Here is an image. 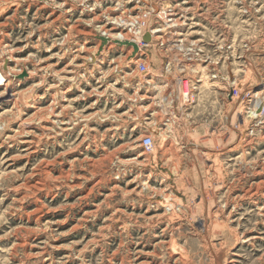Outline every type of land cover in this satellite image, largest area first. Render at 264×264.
Here are the masks:
<instances>
[{"label": "rangeland", "instance_id": "obj_1", "mask_svg": "<svg viewBox=\"0 0 264 264\" xmlns=\"http://www.w3.org/2000/svg\"><path fill=\"white\" fill-rule=\"evenodd\" d=\"M9 58L0 264H264V0H0Z\"/></svg>", "mask_w": 264, "mask_h": 264}, {"label": "bare ground", "instance_id": "obj_2", "mask_svg": "<svg viewBox=\"0 0 264 264\" xmlns=\"http://www.w3.org/2000/svg\"><path fill=\"white\" fill-rule=\"evenodd\" d=\"M71 7V6H70ZM174 11V10H173ZM172 11V9H171V12H173ZM73 12V11H72ZM67 13V12H66ZM70 13V12H69ZM174 13V12H173ZM56 14V13H55ZM53 15V14H52ZM177 15V14H176ZM170 20H169V22H168V25H170V27L172 28V27H175L176 26V24H179L176 20V18L174 17V15L173 14H171L170 16ZM122 18V17H121ZM118 20H120L119 21V23H117L116 22V20H115V22H113L112 24L110 23V25H109V27H108V30H104L103 31V36L101 37V38H103V39H101L102 41H103V47H102V51L104 50V47L105 46H109L110 47V44L112 45V44H115L116 42L118 43V42H123L122 41V38L125 36H123V35H112V34H110L111 32H113V31H115V30H126L128 27H136V20L137 19H135V20H130V21H128L127 20V22H123V20H121V19H118ZM134 30V29H133ZM132 30V31H133ZM79 33V32H78ZM128 33V32H127ZM130 33V32H129ZM160 33V31H155V32H150V35H151V37H150V35H149V37H150V40L151 39H153V38H155V37H157L156 35H158ZM127 36V35H126ZM183 35H179V34H174L173 36H172V38H175V37H182ZM100 37V36H99ZM136 38V37H135ZM124 40V39H123ZM136 40V41H135ZM133 42H129V43H134V44H136L138 47H139V37H137L136 39H135ZM150 40H149V42H150ZM174 40V39H173ZM107 44V45H106ZM123 46H128V48L130 47L131 49H133V59L131 60V62H133L134 60H136V55L138 54V53H135L134 52V48H133V46H131V45H128V43L127 42H123V44H122ZM121 46V45H120ZM141 47H139V50H138V52H140V49ZM104 52V51H103ZM74 53H79V54H82V53H84L83 51H80L79 49L76 51H74ZM131 54V53H130ZM63 56V55H62ZM95 56H96V54H95ZM12 58V57H11ZM78 58V57H77ZM96 58V57H95ZM98 58V57H97ZM127 58V57H126ZM10 59V58H9ZM12 59H10V61L9 60H4V61H6V63L4 64V62H3V59H0V103H3V102H6V103H8V104H10V103H16L18 100H19V98H20V93H17L16 91H15V89H16V86H13V84H12V80H14V76H16V75H14L15 73H13L12 71H11V69L9 68V63H11V62H13V61H11ZM96 60V59H95ZM2 61V62H1ZM17 61H19V60H17ZM18 63V62H17ZM95 63V62H94ZM138 63V62H137ZM137 63H135L134 64V66L137 64ZM17 65V64H16ZM47 69V68H46ZM37 70H39V69H37ZM50 70V69H49ZM12 73H11V72ZM9 72V73H8ZM21 72V71H20ZM23 72V71H22ZM17 73V72H16ZM32 72H25V73H23L26 77L27 76H30V74H31ZM81 76V75H80ZM17 78V77H16ZM130 78V77H129ZM145 79H147V78H145ZM17 80V79H16ZM68 80V79H67ZM147 80H149V78L147 79ZM166 80H167V78H166ZM71 81H74V79H71ZM145 81V80H144ZM153 80H151V82H152ZM14 82H15V80H14ZM13 82V83H14ZM42 82V81H41ZM53 82V81H52ZM150 82V85H152V83ZM74 83V82H73ZM159 83H164V81H162V80H160L159 81ZM41 85L42 84H38L37 86L39 87H41ZM56 85V84H55ZM55 85H53V86H51L50 87V89H49V91L50 90H53V88H54V86ZM164 85H166V84H164ZM35 87H36V85H35ZM162 87V86H161ZM160 87V88H161ZM157 88V87H156ZM159 87H158V89H160ZM163 89H164V87H163ZM166 89H167V87H166ZM261 89H264V88H261ZM261 89H260V91H258L254 96H253V98H255L257 95H261ZM156 91H157V89H156ZM159 91V90H158ZM164 91V90H163ZM38 92V91H37ZM51 92V91H50ZM160 92V91H159ZM162 92V91H161ZM164 92H166V91H164ZM49 94V93H48ZM103 94V93H102ZM151 94V93H150ZM263 94V93H262ZM162 95H164L163 94V92H162ZM161 95V96H162ZM158 97H159V94L157 95V99H158ZM54 98V97H53ZM52 98V99H53ZM137 98V97H136ZM155 97H153V99H154ZM161 98V97H160ZM159 98V99H160ZM141 99V98H140ZM152 99V100H153ZM170 99V98H169ZM40 100H44L43 98H40ZM53 100H55V99H53ZM150 100V99H149ZM155 100V99H154ZM41 103L42 102H38V103H36L35 104V106H34V109H42V108H40L38 105H40L41 106ZM154 103V102H153ZM54 104V103H53ZM51 105V104H50ZM53 107H54V105H52ZM16 107V106H15ZM61 107V106H60ZM53 110L52 111H54V108H52ZM63 110V109H62ZM37 113V112H36ZM53 114V113H52ZM160 114V113H159ZM158 115V114H157ZM238 115V114H237ZM155 116V115H154ZM164 116V115H163ZM54 117V116H53ZM58 117H60V115H57V117L56 118H58ZM156 117V116H155ZM145 119V118H144ZM162 120V119H161ZM56 123V122H55ZM66 125H68V123L66 124ZM49 126V125H48ZM53 126V128L52 129H54L55 128V126H54V123L51 125V127ZM258 126V125H257ZM167 127H169V126H167ZM43 128V127H42ZM50 128L49 127H44V131H47V130H49ZM52 129H50V130H52ZM42 130V129H41ZM60 130V129H59ZM67 130V129H66ZM43 133V132H42ZM49 133V132H48ZM48 133L46 132V134L48 135ZM42 135V134H41ZM44 135V134H43ZM28 138V137H27ZM7 140H10V137H8L7 138ZM11 141V140H10ZM42 142V141H41ZM25 143H27V142H25ZM32 143V142H31ZM29 144V143H28ZM25 145V144H24ZM30 145V144H29ZM32 146V145H31ZM142 147V146H141ZM32 148V147H31ZM29 149V148H28ZM28 151V150H27ZM34 152V151H33ZM147 153V152H146ZM168 153V152H167ZM30 154V153H29ZM33 154V153H32ZM142 154V153H141ZM111 194V193H110ZM129 195V194H128ZM171 196V195H170Z\"/></svg>", "mask_w": 264, "mask_h": 264}, {"label": "built area", "instance_id": "obj_3", "mask_svg": "<svg viewBox=\"0 0 264 264\" xmlns=\"http://www.w3.org/2000/svg\"><path fill=\"white\" fill-rule=\"evenodd\" d=\"M146 35H147V33H144L143 35H140L138 33V35H137V36H139V47H141L140 48L141 50L136 55V61L138 63L135 66H136V70L138 71V73L142 74L143 76L149 75V69H148L147 65L142 62L143 61L142 57L146 53L145 51H147L150 48L149 43L148 42L146 43L144 41V37ZM141 146L145 152L152 153L154 151V148H155V143H154L153 138L151 136L144 137L143 140L141 141Z\"/></svg>", "mask_w": 264, "mask_h": 264}, {"label": "water", "instance_id": "obj_4", "mask_svg": "<svg viewBox=\"0 0 264 264\" xmlns=\"http://www.w3.org/2000/svg\"><path fill=\"white\" fill-rule=\"evenodd\" d=\"M149 40H150L149 35H146V36L144 37V41L147 43V42H149ZM128 45L133 46V47H134V52H135V53H138L139 47H138L136 44H134V43H128ZM24 76H25V75H24Z\"/></svg>", "mask_w": 264, "mask_h": 264}]
</instances>
